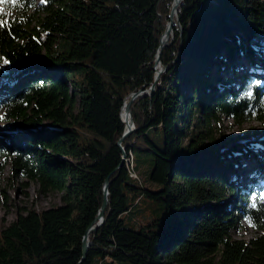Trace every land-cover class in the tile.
Returning <instances> with one entry per match:
<instances>
[{"label":"trees","instance_id":"trees-1","mask_svg":"<svg viewBox=\"0 0 264 264\" xmlns=\"http://www.w3.org/2000/svg\"><path fill=\"white\" fill-rule=\"evenodd\" d=\"M174 2L0 0V177L9 167L62 202L0 229V264H264L263 160L249 180L242 166L255 134L218 131L223 118L264 124V82L238 65L264 74V0H184L166 70L133 101L135 131L119 144L125 103L155 82ZM243 223L262 234L232 239Z\"/></svg>","mask_w":264,"mask_h":264},{"label":"rangeland","instance_id":"rangeland-1","mask_svg":"<svg viewBox=\"0 0 264 264\" xmlns=\"http://www.w3.org/2000/svg\"><path fill=\"white\" fill-rule=\"evenodd\" d=\"M3 8L0 5V14L2 13ZM9 13V12H7ZM13 14V13H11ZM178 20L175 21L177 23ZM174 23V24H175ZM238 65L241 66V70L247 69L248 72H254V74L261 77L262 82H264V74L261 65H256V67H252L249 61L242 58L239 60ZM240 82H236L235 85H239ZM11 127V126H10ZM10 130L9 126L6 125L5 122H0V134L5 132L7 133ZM218 131L226 136H233V137H241L245 133L249 132L250 134H255V137H251L250 142L257 146L256 150H253V156L248 158V163L243 162V168L246 165L251 166V168L247 169V179L249 180V175H252L255 170L258 168V157L259 154L262 152L259 150L260 148V141H264V124L260 122H251L246 123L243 126H237L231 119L223 118L221 125L218 128ZM243 140V139H241ZM243 142V141H242ZM249 142V143H250ZM247 143V142H246ZM260 152V153H259ZM262 164L264 165V149ZM254 162L250 163V161L255 158ZM244 158V157H243ZM132 158L126 160V165L131 167L132 165ZM251 169V170H250ZM11 171L10 168L7 167L5 171L1 174L0 177V184L2 188H5L10 196V204L9 207L0 208V229H4L9 226L11 223L17 220L21 210H36V211H44L46 209L61 205V194L58 192L50 193L48 195H42L39 193V185L36 183H29L28 186L24 184L27 181L21 179H12L10 175ZM241 175L243 172H241ZM131 177L134 178L132 175ZM141 180V179H140ZM228 204L233 205L234 197H230L228 199ZM231 206V210H232ZM25 213V211H24ZM258 234H262V232H256L253 230L249 225L243 223L241 225H237L231 231V237L234 240H244L246 242H250L252 239L256 238Z\"/></svg>","mask_w":264,"mask_h":264},{"label":"water","instance_id":"water-1","mask_svg":"<svg viewBox=\"0 0 264 264\" xmlns=\"http://www.w3.org/2000/svg\"><path fill=\"white\" fill-rule=\"evenodd\" d=\"M183 1L184 0H175L173 8H172L171 19L173 18V15L176 14V17H177V20H178V8L181 6ZM179 2H180V4L178 5ZM173 26H174V24L171 21L168 24L166 33L164 34V37L162 38L161 48H160V51H159L158 56H157L156 67H155V70H156L155 82L153 83L151 89L149 91H145V92L141 91L138 94L132 95L130 102H127L124 105V107H126V109H127L128 115L131 118V120H130V123H126L125 121H123L125 123V125H126V133H125L123 139L119 142L120 145L122 144L123 140L126 137H128L132 132L135 131V125H134V122H133L132 116H131V106H132L133 101L136 98H138L139 96H142V95H144V96H149V95L152 96L153 93L155 92V87H156V84H157L158 80L161 77V74L166 70L163 67L162 63H161V55H162L163 49L171 43L172 35H173ZM158 67H159V70H157ZM126 160H127V156L124 155L123 156V163H122L121 166H124V164L126 163ZM105 196L106 197L108 196V184H106V186H105ZM106 206H107V198L105 199V202L103 204L102 210L98 214L95 222L88 229V232H87V234H86V236L84 238V257H83V260H85V258H86L87 251H88V248H89V245H90V243H89V235L91 233H93V232H96L97 229L104 223V214H105Z\"/></svg>","mask_w":264,"mask_h":264},{"label":"bare ground","instance_id":"bare-ground-1","mask_svg":"<svg viewBox=\"0 0 264 264\" xmlns=\"http://www.w3.org/2000/svg\"><path fill=\"white\" fill-rule=\"evenodd\" d=\"M179 4H180V2L178 3V5H179ZM176 20H177V17H176V14H174V15H173V18H172V23L174 24ZM174 26H175V25H174ZM174 26H173V27H174ZM122 119H123V121H125L126 123H130L131 118H130L129 115H128V112H127L126 107H124V109H123ZM261 151H262V150H261ZM262 159H263V156H261V155L259 154L258 160L261 161Z\"/></svg>","mask_w":264,"mask_h":264},{"label":"built area","instance_id":"built-area-1","mask_svg":"<svg viewBox=\"0 0 264 264\" xmlns=\"http://www.w3.org/2000/svg\"><path fill=\"white\" fill-rule=\"evenodd\" d=\"M130 172H131V176L133 175L134 178H137L136 174L132 170H130Z\"/></svg>","mask_w":264,"mask_h":264},{"label":"snow or ice","instance_id":"snow-or-ice-1","mask_svg":"<svg viewBox=\"0 0 264 264\" xmlns=\"http://www.w3.org/2000/svg\"><path fill=\"white\" fill-rule=\"evenodd\" d=\"M12 2H15V0H12Z\"/></svg>","mask_w":264,"mask_h":264}]
</instances>
